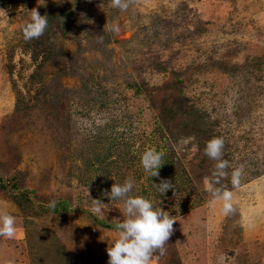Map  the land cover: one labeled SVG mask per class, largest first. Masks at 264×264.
I'll use <instances>...</instances> for the list:
<instances>
[{
    "label": "rangeland",
    "instance_id": "374dc122",
    "mask_svg": "<svg viewBox=\"0 0 264 264\" xmlns=\"http://www.w3.org/2000/svg\"><path fill=\"white\" fill-rule=\"evenodd\" d=\"M33 8L48 27L25 40ZM0 9V210L17 223L0 238V264H107L126 216L105 192L128 178L129 195L177 221L152 264H264V0H136L126 11L110 0H0ZM113 22L118 34L105 27ZM213 137L230 163L216 185L233 192L228 216L209 203ZM149 148L164 154L158 178L141 165ZM161 179L174 192L161 195ZM91 199L106 205L102 215Z\"/></svg>",
    "mask_w": 264,
    "mask_h": 264
},
{
    "label": "clouds",
    "instance_id": "9594fccd",
    "mask_svg": "<svg viewBox=\"0 0 264 264\" xmlns=\"http://www.w3.org/2000/svg\"><path fill=\"white\" fill-rule=\"evenodd\" d=\"M111 6L126 11L136 0H110ZM0 12L5 10L0 9ZM30 19L23 26L25 40L38 39L48 27L47 14L41 15L36 8L28 11ZM114 33H119V25L113 22L106 24ZM224 140L221 137H213L207 141L204 154L216 161L212 173L213 180L208 184V192L212 199L210 204L222 203L221 214L228 216L235 212L233 192L226 187H217L220 181L228 177L226 171L230 167L229 161L223 159ZM163 153L155 148H149L141 155V165L151 178L159 177V169L163 164ZM243 175V166L236 167L231 172V184L233 188L239 187ZM155 188L164 195L173 190V183L161 179L159 184L153 183ZM133 189V180L128 178L123 184L114 183L110 193L105 192L109 200L123 201V210L126 218L115 224L117 238L106 249L107 264H152L154 254L158 251L162 256L166 253L165 245L172 235L173 225L177 222L174 216L155 208L153 203L143 196L129 195ZM175 195V193H174ZM91 210L96 214H103L106 206L100 199H91ZM48 207L52 210L56 207V201H50ZM17 231L16 217L7 211L0 210V238H13ZM7 264H14L9 260Z\"/></svg>",
    "mask_w": 264,
    "mask_h": 264
},
{
    "label": "trees",
    "instance_id": "16d2710c",
    "mask_svg": "<svg viewBox=\"0 0 264 264\" xmlns=\"http://www.w3.org/2000/svg\"><path fill=\"white\" fill-rule=\"evenodd\" d=\"M122 153V149L119 150ZM54 212H59V209L57 207H55V209L53 210Z\"/></svg>",
    "mask_w": 264,
    "mask_h": 264
},
{
    "label": "crops",
    "instance_id": "0c3cea01",
    "mask_svg": "<svg viewBox=\"0 0 264 264\" xmlns=\"http://www.w3.org/2000/svg\"><path fill=\"white\" fill-rule=\"evenodd\" d=\"M19 234V233H17ZM16 241H18V243H21V240H19L18 236H17V239H15Z\"/></svg>",
    "mask_w": 264,
    "mask_h": 264
}]
</instances>
